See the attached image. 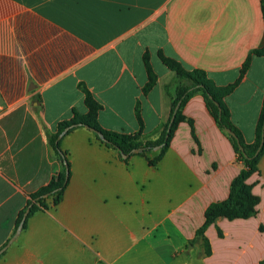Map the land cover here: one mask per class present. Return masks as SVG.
Segmentation results:
<instances>
[{"label":"crops","instance_id":"0c3cea01","mask_svg":"<svg viewBox=\"0 0 264 264\" xmlns=\"http://www.w3.org/2000/svg\"><path fill=\"white\" fill-rule=\"evenodd\" d=\"M264 0H0V264H258L264 259V151L245 180L253 211L219 216L204 230L209 254L191 242L206 207L223 200L243 164L203 96L180 108L155 166L127 162L86 126L64 133L68 180L60 201L28 213L29 194L63 165L46 132L83 114V84L102 104L106 129L155 139L170 117L173 72L158 52L218 85L233 81L264 43ZM157 79L145 94L144 52ZM264 95V54H252L224 97L246 142ZM24 214V213H23ZM23 216V215H22ZM21 221V220H20ZM19 221V222H20ZM9 241V242H8ZM191 245V246H190Z\"/></svg>","mask_w":264,"mask_h":264},{"label":"trees","instance_id":"16d2710c","mask_svg":"<svg viewBox=\"0 0 264 264\" xmlns=\"http://www.w3.org/2000/svg\"><path fill=\"white\" fill-rule=\"evenodd\" d=\"M261 10L264 18L263 1H261ZM252 54H264V43L258 48L252 49L247 54L239 69L238 76L233 81L224 85H218L207 76L203 69H185L179 61L159 51L158 57L160 61L173 72L172 79L169 83L164 85V91L170 98L169 117L173 113V109L177 103L178 108L175 111L171 123L169 124L170 118L163 123L155 139H143L141 136L143 122L138 109H136V118L139 126L138 130L132 133H124L103 128L97 120V115L102 108V104L93 97L91 92L83 84H81V90L84 94L83 102L87 110L85 113L80 114L73 109L69 119L58 122L56 133L50 134L46 132L49 145L52 147L55 154L62 160L63 165L61 170L53 175L47 184L40 186L29 194L26 206V208H28V213L48 208L47 199H50L51 206H55L62 197L68 180V162L66 152L60 149V141H56V137L65 127H68L66 131L68 132L77 126H86L103 145L116 150L119 157L125 162H127L131 154L135 153L132 152L134 148H141L140 151L136 152L139 154L155 152L152 157H147L148 163L155 166L166 150L176 122L181 117L180 108L193 94L200 93L203 96L210 114L229 137L237 159L243 164L238 174L230 183L227 197L220 201L211 202L206 207L204 221L195 230V237L191 240V242L200 240L203 246V254H209L210 249L208 242L203 235L206 227L219 216L228 219L247 216L253 211V206L257 201V198L251 195L250 186L245 180L252 172L256 171L257 161L264 151V95L255 124L254 139L249 143L244 140L241 131L231 121L229 108L224 101V97L232 92L244 76ZM142 61L147 76V80L141 89L142 93L145 94L155 84L157 75L151 66L147 51L143 53ZM226 129L230 130L234 135L226 132ZM96 132L102 133L103 138H99ZM121 154H127V156L123 158ZM66 172L67 178L65 177ZM23 213L24 210L19 214L17 224L21 220ZM258 264H264V259Z\"/></svg>","mask_w":264,"mask_h":264},{"label":"water","instance_id":"95a60500","mask_svg":"<svg viewBox=\"0 0 264 264\" xmlns=\"http://www.w3.org/2000/svg\"><path fill=\"white\" fill-rule=\"evenodd\" d=\"M178 108V103L175 105V107H174V109H173V113L171 114V116H170V119H169V124L171 123V121L173 120V118H174V114H175V111H176V109ZM67 129H68V127H65L58 135H57V137H56V141L57 140H59L60 138H61V136L67 131ZM226 132H228L229 134H231V135H234L230 130H228V129H226ZM96 134H97V136L99 137V138H103V135H102V133H100V132H96ZM156 148V147H155ZM141 150V148L139 147V148H134V149H132V152H138V151H140ZM121 156L124 158V157H126L127 156V154H121ZM65 177L67 178V172H66V175H65ZM27 211H28V209L24 212V214H23V216H22V218H21V221L19 222V224H18V226H17V228H16V230H15V232H14V234L12 235V237L9 239V241L10 240H12L17 234H18V232H19V230L21 229V226H22V224H23V221H24V218H25V216H26V214H27ZM8 241V242H9ZM191 246V245H190ZM4 249V247H2L1 249H0V252L2 251Z\"/></svg>","mask_w":264,"mask_h":264}]
</instances>
